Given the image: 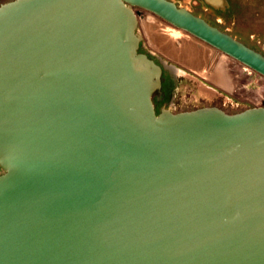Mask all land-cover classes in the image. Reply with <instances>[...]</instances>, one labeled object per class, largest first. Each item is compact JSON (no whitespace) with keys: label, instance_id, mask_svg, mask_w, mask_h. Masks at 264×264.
Here are the masks:
<instances>
[{"label":"water","instance_id":"1","mask_svg":"<svg viewBox=\"0 0 264 264\" xmlns=\"http://www.w3.org/2000/svg\"><path fill=\"white\" fill-rule=\"evenodd\" d=\"M133 5L264 76L172 0L1 1L0 264H264V102L155 110Z\"/></svg>","mask_w":264,"mask_h":264},{"label":"rangeland","instance_id":"2","mask_svg":"<svg viewBox=\"0 0 264 264\" xmlns=\"http://www.w3.org/2000/svg\"><path fill=\"white\" fill-rule=\"evenodd\" d=\"M174 1L264 55V0H223L222 7L218 5L223 8L219 12L203 1ZM143 10L136 28L140 35L139 49L162 67L161 85L151 96L157 109L167 107L177 111L215 105L232 112L264 102L263 75ZM186 47L197 50L200 58L194 59L185 52ZM227 67L228 78L234 84L233 93L220 86L223 84L220 77Z\"/></svg>","mask_w":264,"mask_h":264},{"label":"flooded vegetation","instance_id":"3","mask_svg":"<svg viewBox=\"0 0 264 264\" xmlns=\"http://www.w3.org/2000/svg\"><path fill=\"white\" fill-rule=\"evenodd\" d=\"M172 1L175 2L174 0H172ZM198 1H203L205 4H207V5L211 6V7H213V9L216 10L217 12H219V11H221V10L223 9V8H220V7L218 8V5L222 7L223 3H221V4H217V6H215V5H212L211 3H209V2L206 1V0H198ZM192 2H193V3H197V0H192ZM175 3H176V2H175ZM226 5H228L227 2H226ZM132 8H133L134 10H136V17H137V24H138V23H139V19H140L139 16H142V13L144 12V10H143V8H140V7L135 6V5H133ZM205 20H206V19H205ZM206 21H207V20H206ZM139 44H140V43H139ZM184 51L187 52V53H188L189 55H191L192 57H194V59H198V58H200V57L198 56L200 53H198L197 50H194V49H192V48H190V47H186V49H184ZM212 74H214V73H212ZM228 74H229V72H228V67H227V68L224 69V73H222V75H221V77H220V81L223 83V84L220 85V86H221L222 89L227 90V91L233 93V92L235 91L234 88H233V85H234V84L232 85V83H231L232 80L230 81V79L228 78V77H229ZM162 84H163V82H162ZM160 89H162V87H161ZM151 99H152V102H153V105H154L155 110H157L155 100H154L153 98H151ZM262 101H264V97L262 98Z\"/></svg>","mask_w":264,"mask_h":264},{"label":"bare ground","instance_id":"4","mask_svg":"<svg viewBox=\"0 0 264 264\" xmlns=\"http://www.w3.org/2000/svg\"><path fill=\"white\" fill-rule=\"evenodd\" d=\"M212 2H214V3H216V4H218L219 3V1L218 0H211ZM175 28H177V27H175ZM177 29H180V28H177ZM180 30H182V29H180ZM183 31V30H182Z\"/></svg>","mask_w":264,"mask_h":264}]
</instances>
